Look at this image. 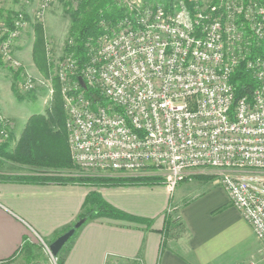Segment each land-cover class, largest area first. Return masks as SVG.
<instances>
[{"label":"built area","instance_id":"2783aa9c","mask_svg":"<svg viewBox=\"0 0 264 264\" xmlns=\"http://www.w3.org/2000/svg\"><path fill=\"white\" fill-rule=\"evenodd\" d=\"M57 1L77 8L87 0H38L36 18ZM112 3L117 16L100 23L80 70L47 47L78 169L66 176L158 177L172 191L208 174L264 245V0ZM25 24L22 13L10 26L0 21V58L14 68ZM240 62L258 87L235 101L230 76ZM23 87L33 90L31 77Z\"/></svg>","mask_w":264,"mask_h":264},{"label":"crops","instance_id":"0c3cea01","mask_svg":"<svg viewBox=\"0 0 264 264\" xmlns=\"http://www.w3.org/2000/svg\"><path fill=\"white\" fill-rule=\"evenodd\" d=\"M35 2L37 6L38 0ZM16 46L17 58H23L25 42ZM14 120L21 124L18 132H22L27 118ZM0 173L11 175L3 170ZM91 192L128 215L151 220L152 225L148 228L107 218L87 221L71 238L63 264L121 260H137L138 264H239L242 260L234 251L232 235L237 231L242 238L253 235L225 192L211 181L192 178L178 183L172 191L163 184L87 188L0 182V263L9 260L25 240L33 243L35 238L49 244L62 235L77 222ZM171 200L178 205L185 203L178 211L180 230L169 233L161 250L160 231Z\"/></svg>","mask_w":264,"mask_h":264},{"label":"trees","instance_id":"16d2710c","mask_svg":"<svg viewBox=\"0 0 264 264\" xmlns=\"http://www.w3.org/2000/svg\"><path fill=\"white\" fill-rule=\"evenodd\" d=\"M64 4V3H63ZM65 5V4H64ZM73 21V27L69 31L62 48V57L70 55L76 61L78 70L86 63L85 46L101 32V22L114 21L117 12L111 0H87L79 3L75 11H67ZM15 15H7L4 23L10 26V22ZM26 21V19H25ZM35 48L34 58L39 67V71L44 79L50 81L52 90L51 109L45 115H33L27 121L24 130L21 133L19 141L13 152H8V142L0 145V171L6 162L23 163L36 168H55L60 170H73V165L67 145V133L65 129V114L61 96V85L57 78L53 77V71L47 60V40L43 33L42 26H35ZM37 44V47H36ZM256 51L255 49H253ZM230 84L233 87L235 101L241 98L251 99L253 92L258 87L257 82L247 71L245 64L240 62L230 76ZM97 92L90 89L85 92V96L90 98ZM28 96H31L28 95ZM19 98V97H18ZM20 101L23 99L20 97ZM8 124H0V134H7ZM196 181H213L215 177L195 176ZM0 182L18 183V184H36V185H75L87 187L113 188L129 186H155L161 185L162 179L158 177H84V176H56L45 173H34L29 175L2 174L0 173ZM99 218L111 220H120L135 224H143L148 228L152 225L151 220L128 215L104 200L96 192H91L85 198L82 212L77 221H92ZM179 216L172 206L165 212L163 218V227L160 231L162 236L161 250L164 249L169 233L177 231L179 228ZM84 222V223H85ZM73 227V226H72ZM67 229L65 232L70 230ZM64 232V233H65ZM63 234V233H62ZM174 234V233H173ZM71 240V239H70ZM70 240L58 253V264H63L67 255V248ZM33 245L24 241L20 249L9 259H13L19 252L23 251L27 258L31 257ZM64 254L61 258L60 255ZM138 264V261H133Z\"/></svg>","mask_w":264,"mask_h":264},{"label":"rangeland","instance_id":"374dc122","mask_svg":"<svg viewBox=\"0 0 264 264\" xmlns=\"http://www.w3.org/2000/svg\"><path fill=\"white\" fill-rule=\"evenodd\" d=\"M26 6H28L29 12H27ZM37 6L35 0L30 1L29 4L27 3V0H0V21L4 22L3 19L6 18L7 15H16L19 13H22L26 19V24L24 26L25 31L13 43V47L11 49V56L15 61H17V63L19 64V68H14L13 66H10L9 63L5 62L3 59L0 58V121L6 122L8 124V128L6 130L7 134L5 136L0 134V145L7 141L9 144V147L7 149L8 152H13L22 133L21 131L18 132V129L21 128V124L16 123L14 118L16 117L19 119L21 117V120L19 121H22L23 119L27 118L28 121L29 118L33 115H45L46 112L49 111L52 106L50 81L44 79L43 75L39 71V67L34 58V26L37 23L42 26L43 33L45 34L46 40H48L47 47H49L50 51L52 52L53 59L56 60L62 56V48L64 41L69 31L71 30V27H73L74 24L70 17V13H68L67 11L73 12L76 10V7H71L66 4L64 5L62 2L57 1L51 4V6L46 10L42 18L37 19L35 15V9H37ZM23 12H25L26 14H24ZM22 42H25L27 50L24 52L25 55L23 54V58H17L15 50L17 47L16 45H19ZM25 61H27V63H25ZM28 77L32 78L34 87L33 90L26 92L24 90L23 84L26 78ZM30 94L31 96H28ZM18 97H21L23 100L20 101ZM2 170L3 172L17 175H29L40 172L53 176H56V174L66 175L69 172L78 171V169H75V167L73 168V170L36 168L27 164L17 162L4 163ZM204 177L211 176L207 174L204 175ZM211 182L214 183V185L216 186L218 185L216 179ZM199 189L202 190L201 188ZM183 204H174L171 200V206L172 208L174 207V211L177 214L180 210V207L184 206ZM178 230L180 229L178 228ZM231 239L233 242L235 241L234 251L237 254L238 259L242 260L239 262V264L263 263L264 245L260 244V242H258L252 234L242 238L240 231H237L236 234L232 235ZM31 244L34 247L32 249V254L30 258H27V255H25V253L21 251L13 259L4 261L0 264H58V255L57 257H52L51 254H49V252L47 251V249L43 247V245H41V242L38 239L34 238V242ZM45 244L48 246L50 245V243ZM63 255L64 254L60 255L59 257L61 258ZM110 264H134V262L121 260L111 262Z\"/></svg>","mask_w":264,"mask_h":264},{"label":"water","instance_id":"95a60500","mask_svg":"<svg viewBox=\"0 0 264 264\" xmlns=\"http://www.w3.org/2000/svg\"><path fill=\"white\" fill-rule=\"evenodd\" d=\"M77 81H78L80 87L83 90H86V85H85L84 81L82 80V78L78 77ZM92 100L94 102H96L99 100V98L94 95V96H92ZM84 222H85L84 220L77 221L70 230L63 233L62 235L57 237L53 242L50 243V245L48 246V249H49V252H50L52 257H57L60 250L73 237L75 232L84 224Z\"/></svg>","mask_w":264,"mask_h":264}]
</instances>
